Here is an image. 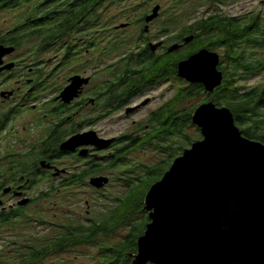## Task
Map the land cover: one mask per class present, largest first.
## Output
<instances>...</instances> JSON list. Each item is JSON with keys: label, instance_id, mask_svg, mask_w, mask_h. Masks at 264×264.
<instances>
[{"label": "trees", "instance_id": "1", "mask_svg": "<svg viewBox=\"0 0 264 264\" xmlns=\"http://www.w3.org/2000/svg\"><path fill=\"white\" fill-rule=\"evenodd\" d=\"M127 1L64 2L63 35H68L67 31L83 24L93 13L95 62L101 64L103 58L113 61L110 77L119 84H128L127 104L145 84L158 85L169 80L175 84V93L167 104L137 125L133 133L112 143L109 155L92 160L89 169L72 175L67 186H77L80 193H85V188L91 190V202H87L91 210L86 216L80 217L75 212L51 220L47 217L46 221L40 218V224L47 227L37 231L33 228L28 234L18 233L20 242L16 243L14 256L8 261L1 255L0 264H133L138 254V241L150 223L145 197L174 161L202 140L201 131L192 119L195 110L204 103L212 102L218 108L229 109L243 137L264 144V82L252 88L247 86L249 80L264 74V58L256 57L257 51L251 56L246 51L247 48L264 51V17L250 13L234 18L220 10V5L242 0L167 1L161 9L165 18L158 31L164 36L174 32V41H170L176 45L184 44L188 37L193 40L171 54L155 55L147 48L138 52L137 35L122 36L125 29L118 28L142 23L150 13L149 4L155 0H130L137 3L125 6L116 14L109 13V9ZM51 3L55 7V0ZM140 7L146 11L136 17ZM190 20L195 22L189 24ZM47 21L46 18L49 26ZM187 23L188 26L184 25ZM202 49L222 52L219 69L224 81L212 94L202 85L188 84L177 76L178 63ZM110 95L111 104L122 102L118 92ZM141 153L149 154L152 160H135ZM103 174L109 180L104 189L96 190L87 184L88 177ZM74 191H69L68 195H75ZM67 199L64 197L63 202ZM2 232L0 229V236Z\"/></svg>", "mask_w": 264, "mask_h": 264}, {"label": "flooded vegetation", "instance_id": "2", "mask_svg": "<svg viewBox=\"0 0 264 264\" xmlns=\"http://www.w3.org/2000/svg\"><path fill=\"white\" fill-rule=\"evenodd\" d=\"M67 1L55 0L54 7L52 0H0V229L46 228L39 219L46 221L47 213L53 208L59 214L48 217L49 220L66 213L75 214L73 206L66 203H72L79 192L77 186H67L68 181L74 173L89 169L92 160L109 155L116 140L128 132L103 138L96 128L115 117L132 118L153 103L155 98L149 97L152 90L165 83L169 86L171 82L145 84L127 104L128 84H119L110 77L113 61L103 58L101 64L95 62L93 13L83 24L75 25L73 30L67 31L68 35H63L65 15L62 13ZM147 16L139 25L127 27L138 28L132 29L139 43L137 51L147 48L155 55L171 54L170 47L176 45H167L174 41L172 32L164 36L158 31L160 37L153 43L149 33L156 19L146 24ZM151 46L157 48L152 51ZM80 51L83 53L79 54ZM76 77L87 82L66 102L62 94ZM117 92L122 102L111 104L110 93ZM140 123L132 122L129 133ZM32 131L38 135L36 142L23 138ZM90 133L100 140H113V145L105 151L92 146L62 151L66 141ZM96 178L108 177L104 174L88 177L87 184L94 189L91 182ZM69 191H74L75 195H68ZM64 197L68 198L66 203ZM19 242L20 239H16L13 243Z\"/></svg>", "mask_w": 264, "mask_h": 264}, {"label": "water", "instance_id": "3", "mask_svg": "<svg viewBox=\"0 0 264 264\" xmlns=\"http://www.w3.org/2000/svg\"><path fill=\"white\" fill-rule=\"evenodd\" d=\"M160 9L153 8L146 24L158 18ZM179 47L171 46L169 53ZM220 63L218 53L202 49L178 63L177 76L212 94L223 85ZM192 67L198 71L191 72ZM86 82L74 78L63 100L70 101ZM205 110L216 116L210 128L200 121ZM192 120L202 140L178 157L146 195L150 223L133 264H264V144L243 137L230 110L212 102L200 105ZM112 143L90 133L71 138L61 149L92 146L103 151ZM108 183L96 178L91 185L103 189Z\"/></svg>", "mask_w": 264, "mask_h": 264}, {"label": "rangeland", "instance_id": "4", "mask_svg": "<svg viewBox=\"0 0 264 264\" xmlns=\"http://www.w3.org/2000/svg\"><path fill=\"white\" fill-rule=\"evenodd\" d=\"M167 1H171V0H155L152 1L149 4L150 9H148L149 12H151V10H153V8L157 5L161 6V9L165 6V4L167 3ZM137 2H132V1H127L126 4H118L120 6H115L113 9H109V13L110 14H116L118 13L122 8H124L125 6H130L133 4H136ZM142 4V1H138V4ZM119 7H121L120 9H118ZM161 9H160V13L158 18L152 23L151 25V32L149 33V36L153 37L152 41L153 43H156L157 41V37H160L159 35H157L158 32V27L160 25V23L162 22V20L165 18V16L161 13ZM205 10V7L201 10L200 16L203 14ZM220 10L222 11L223 14H226L229 17H239V16H247L248 14H254V15H261L264 17V0H242L238 3L235 4H229L227 6H221L220 5ZM146 10L141 8L139 9V13L136 14V17H140L143 12H145ZM194 15H191V18H193ZM191 23H194V21L190 20L189 21ZM184 24L186 26L189 25ZM127 27V26H126ZM124 28L125 31H122L123 35L122 36H126L127 34L129 35H133L135 34L134 30H137V26L134 27H129V28ZM172 36H176V34L173 32ZM166 40V39H165ZM168 40V39H167ZM206 42V41H204ZM173 44H176L175 42H169L167 45L171 46ZM247 55L251 56L254 55L253 51H257V55L256 57L259 58H264V51L263 50H254V49H250L247 48ZM217 53L220 55V57H222V52L221 51H217ZM102 78V77H100ZM261 82H264V74L251 79L247 82V86L248 88H252L255 87L256 85L260 84ZM243 84V83H242ZM168 83L163 84L162 86H159L157 89L152 90V92L150 93V98H155L153 103H151L150 106L148 107H144L142 108L139 112H137L135 115L132 116V118L126 119L124 117H115L112 118L106 122H104L103 124L99 125L96 128V132L103 138H113L116 136H119L120 134L124 133V132H131V125L132 122H144L145 120H147V116L149 113H151L152 111H154L155 109H157L161 104H164L165 102H167L168 100H170L174 93H175V84L173 82L169 83V86H167ZM147 97V96H145ZM18 128H21L20 125L18 126ZM134 128V127H133ZM134 130H136L134 128ZM24 135H22L23 137ZM25 139H27L28 141L32 140L34 142H36L38 140V135L37 133H33L30 136L25 135V137H23ZM146 160V161H150L152 160V156H150L149 154H145V153H141L137 156H135V160ZM85 193H78L76 198L72 199V203L71 202H67L66 205L69 206H73V209L75 210V212L77 213L78 216H83L87 214L88 211H90V207L88 206V204L91 202V190L88 188H85L83 190ZM88 202V204H87ZM61 204L58 205V207H60ZM52 208L51 206H47ZM69 208V207H68ZM68 208H66L68 210ZM53 211H49L48 217H55L54 215H58L59 212L56 211L55 208L52 209ZM62 212V211H60ZM68 212V211H67ZM42 228H37V230H41ZM22 230V231H21ZM34 229L31 228H17V229H12L10 230V227L3 229L4 232H2L0 238L2 239L0 241V259L3 256L4 260H8L10 261V259L14 256V252L15 249L17 248L16 245L13 243L15 242V240H19L20 238L17 237L18 233L20 232H24L26 234L31 233ZM2 255V256H1Z\"/></svg>", "mask_w": 264, "mask_h": 264}, {"label": "snow or ice", "instance_id": "5", "mask_svg": "<svg viewBox=\"0 0 264 264\" xmlns=\"http://www.w3.org/2000/svg\"><path fill=\"white\" fill-rule=\"evenodd\" d=\"M191 72H196L198 71L197 68L192 67L191 69H189ZM200 115V121L202 126L205 127H211L212 122L216 119V116L214 113L205 110L203 113L199 114Z\"/></svg>", "mask_w": 264, "mask_h": 264}]
</instances>
